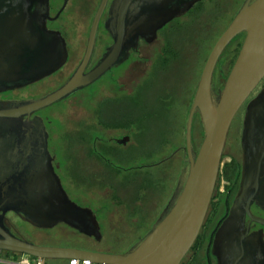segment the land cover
I'll return each instance as SVG.
<instances>
[{"label":"water","instance_id":"obj_1","mask_svg":"<svg viewBox=\"0 0 264 264\" xmlns=\"http://www.w3.org/2000/svg\"><path fill=\"white\" fill-rule=\"evenodd\" d=\"M107 1L99 2L84 56L61 86L37 98L0 103V252L41 261L79 258L94 264H180L206 219L231 123L246 103L240 139L244 151L241 188L215 233L212 252L220 264H264V231H250L252 223L264 228V218L250 212L252 201L264 204V87L250 98L264 78V0H243L214 42L185 119L186 156L176 188L150 228L126 252L37 244L6 226L5 214L12 212L37 227L64 223L101 239L93 210L69 197L54 170L42 118L31 116L98 80L128 58L139 36L151 40L159 28L200 0H112L105 26L113 43L85 71ZM48 18L49 0H0V91L40 80L66 62V41L60 32L47 28ZM241 33L238 54L215 91L217 61ZM195 114L203 132L197 150L192 141Z\"/></svg>","mask_w":264,"mask_h":264},{"label":"rangeland","instance_id":"obj_2","mask_svg":"<svg viewBox=\"0 0 264 264\" xmlns=\"http://www.w3.org/2000/svg\"><path fill=\"white\" fill-rule=\"evenodd\" d=\"M222 1L223 3H220L219 6L204 11V13H207L203 14L204 18H206V15L212 14V19L206 29H199L202 25L200 24L202 23V19L194 20L189 23V27L188 25L186 26L189 30L198 33V36H194L197 37L195 39L197 44L189 43L185 33L187 29H177L175 32H171L168 35L173 44L182 48V57L178 60V65L172 63L169 64L168 67L156 69L154 71L155 76L149 81L145 90L142 91L141 101H143V103L137 107L135 106V109L134 107L129 109L131 111L136 110L137 113L141 114L144 118L141 125L143 126V130L139 132L138 136V140L141 141L142 149L145 146H154L162 136L168 137L171 143L166 144L163 148L162 154L156 158L157 160H154L153 164L149 167L143 168L141 172L148 173L152 180H158L155 189L148 193L149 195L145 197L143 202V208L146 210V213H144L146 218L145 222L140 221L142 217L141 214L137 216L133 214V208L131 206L130 208H127L125 206L111 205L107 213L102 214L100 212L101 214L99 218L102 238L99 245L107 250L116 253L126 252L150 228L163 207L166 205L175 188L182 167V147L185 145V119L196 89L197 81L214 42L232 19V16L235 14L243 0ZM78 4L81 5L80 10L88 13L81 18L82 29L72 28V35L73 37H79L82 42H86V30L89 28L90 21L98 2H93L92 4L90 2V8L88 7L89 3L80 1ZM220 11L221 14L218 19L214 18V14H218ZM190 20L189 17L188 21ZM160 45V40L153 43V45H142L139 56L141 58H150L152 56L150 54H153L155 48H158ZM231 50H233L232 46H230L226 52H228L227 55L232 58L234 54ZM149 58L142 62L130 64L125 69L118 71V75H115V77H118L116 79H109L107 78L108 75H106L91 87L74 94L60 103H54L43 109L41 116L49 121L48 124L51 138L54 139V141L57 140L59 142V140L65 138L69 133L76 132V130L81 127V124L87 125L94 107L102 99L107 97H111V100L109 102H104L102 110L121 113L128 104L119 100L117 95L129 91L136 80H141L146 76L151 63ZM231 65L232 61L223 67L224 78L222 80L216 78L215 82L218 87L222 86L221 83L224 82ZM72 66L73 62L71 61L69 65L67 64L61 74L72 69ZM152 71L153 70H151V72ZM59 76L60 73L57 76L50 77L28 87L14 89L8 93V96H40L46 93L51 86L55 85V79L59 78ZM167 85H169V87L172 85L173 89L177 91V94L174 104L170 107L168 115L164 116V114L160 115L157 113V109L154 108V106L157 105L154 103L153 98L155 96L154 91H156L157 88H162ZM263 87L264 78L251 94L250 98L254 97ZM245 104L238 110L231 123L224 147L220 168L221 173L222 168L226 163H229L231 157H239L240 155L241 150L239 139L241 137ZM112 135L113 132L110 131L106 134V137L109 138ZM202 137V127L199 119L196 117L194 119L193 129V140L196 146L199 147ZM176 148L180 149L176 156L169 158L166 162L160 161L170 155ZM134 159L135 158L131 161ZM124 160L128 165L131 164L129 163V158H125ZM123 168L124 170L121 173L126 174L127 176L134 175L132 174V169L125 171L127 167ZM220 183L222 187L225 182L221 179ZM67 194L73 201H78L83 206L92 205L95 209H98L99 205H102V202L108 200L111 195L106 192L101 193L97 189H89V191L84 193L74 188H67ZM18 223L22 224V221H19ZM74 235L75 233L69 227L63 224H57L47 231L44 230L38 232L35 235V238L39 241H50L52 244H59L71 241ZM55 261L56 260H45L44 264H60Z\"/></svg>","mask_w":264,"mask_h":264},{"label":"flooded vegetation","instance_id":"obj_3","mask_svg":"<svg viewBox=\"0 0 264 264\" xmlns=\"http://www.w3.org/2000/svg\"><path fill=\"white\" fill-rule=\"evenodd\" d=\"M80 1L89 3L88 4L89 8L91 6L90 2H91V4L93 2H95V3L98 2L97 7L95 8L94 13H93V16H94V14L98 8L99 2L101 0H49V18L46 21V25H47L48 29L60 32L62 37L65 39L66 50H67L66 62L60 68H58L53 73L47 75L46 77H44L40 80H37L33 83H30V84H27L24 86H20V87H16L14 89L28 87L30 85H33L35 83H38V82L43 81L45 79H48L50 77L57 76L60 73L59 78L55 79V85L51 86V88L46 93L40 95V96H43V95L51 92L52 90L58 88L59 86H61L71 76V74L76 70V68L78 67L79 63L81 62V60L84 56L86 44H87L88 33H89L91 22L93 19V16H92V19H91L90 24H89V28H88V30H86V33H87L86 42H82L79 37H73V35H72L73 29H80V30L82 29L81 18L84 17V15L86 16V13H88L86 11L80 10L81 5L78 4V2H80ZM201 1H203V0H200L198 2H201ZM218 1L219 0L213 1V4L210 8L212 9L213 7H216V4L218 3ZM111 2H112V0L107 1L106 7L103 10V13L101 15L99 25H98V30H97V37H96L95 46H94L90 61L85 68V71L90 70L104 56L108 47H110L113 43L112 36H111L109 30L105 26L107 19L110 17L109 8L111 5ZM198 2H196L187 12H185L184 14H182L180 16L173 18L167 24H165L164 26L159 28L157 30L156 36L154 38H152L151 40H147V39L139 36L138 41H137V47L135 49L131 48L129 50V55H128V58L126 60H124L119 65L112 67L103 76H101L98 80H96L95 82H93L92 84H90L87 87L94 85L95 83L100 81L106 75H108L107 78H109V79H112V78L116 79L118 77H115V75H118V71L125 69L130 64H133L135 62H142V61L147 60L149 57L148 58H145V57L141 58L139 56L141 46L142 45H145V46L146 45H153V43L160 40L161 45L158 48H155V52L153 54H150V55H152L149 58L151 63L149 65V70L147 71L146 76L144 78H142L141 80H136L128 92L131 94L134 91V89H136V87L143 82L144 79L149 78L152 80L153 76L151 73L153 71L151 72V70H154L156 56L161 52V50L163 49V47L166 44L164 42V37L161 34V31L166 26H168L175 19L184 21V20H188L189 17L191 19L189 21V23H191L194 20L196 21L198 19H202L204 21L208 20L205 23L204 28L206 29L209 26V22L211 20L212 14L206 15L207 18L203 17V14H205L206 12L205 13L201 12V13H199L198 16L193 15V13H192V15H190L191 10L193 9V7ZM200 24H202V23H200ZM102 37H103V39H102ZM225 49L223 50V52L221 53V55L217 61L216 68H215L214 75H213L215 91H217L220 88V86L218 87L216 82H215L216 78H219L220 80H222L224 78L223 67H225L227 64L230 63V57H228L224 53ZM222 55H223V57H222ZM71 61L73 62L72 69L65 71L63 74H61V72L64 70V68L67 66V64L69 65L71 63ZM85 88L86 87L78 90L74 94L82 91ZM14 89L0 91V103L1 104H6L7 102L13 101V100H22V99H30V98L40 97V96H34V97L23 96L22 97L20 95H17V97L8 96V93ZM74 94L70 95L69 97L73 96ZM69 97H67L63 100H60L59 102L64 101V100L68 99ZM59 102H56V103H59ZM42 111H43V109L33 113L31 117L38 115L43 120L46 131L48 133L47 149H48V152L52 158V165L54 167L55 172L60 177L62 185H63L64 189L66 190V192H67V188H76L75 185H76L77 181L74 180V177L79 179V176H77V175L74 176V174L71 176H67V174H66V168L67 167L71 169L74 166H76L77 171L81 172V175H80L81 179L84 175L89 176L90 178H94L100 173L99 170H101L100 169L101 167L99 165L100 159L106 160V161H112L113 160L114 155L104 154L102 152H99L98 148H95L96 153H94V154L88 153L89 148L85 143H83V140H81V142H79V143H74V142H72V140H70V142L66 141L64 144H63V140H59V142L57 140L54 141V139L51 138V134H50V130H49V124H48L49 121L46 118L41 116ZM123 112H124V110H123ZM101 113L103 115V118H110V117L112 118V116L110 114H112V113L114 114L116 112H111V111L108 112V111L102 110ZM119 114L120 113L115 114L117 116L116 119L119 117L118 116ZM126 114L127 115L130 114L129 118L131 120L133 119L131 110L129 113H125V115ZM196 117L199 119L197 114H195L194 119ZM194 119H193V124H192V141L194 144V149L197 150L198 146H196V144L194 143V140H193ZM199 121H200V119H199ZM135 124H136L135 122H130L128 131H126V129H124V130L115 129V128L104 129L103 127H101L100 130L98 131L99 134L97 135V139H99V141H103L105 143H110L113 146H124L125 147V146H127L133 142L131 130L135 129ZM242 126H243V124H242ZM110 131L113 132V135L110 136L109 138H107L106 134H108ZM120 131H122V132H120ZM241 131H242V128H241ZM117 139L121 140L122 142L116 141ZM240 139H241V137H240ZM240 139H239V146H240V150H241L240 155H239V157H234V156L231 157V159L229 161V163H230L231 161H233V159H235V162L233 164H231V166H230V171L232 172L233 167H234V171H236V168H237V172L239 173V176L235 177L237 172H235L234 175L231 172H229L233 176L232 177L230 176V178H226L223 175V172L222 173L220 172L221 174L219 173L217 184H216L211 202L209 204V209H208L206 219L204 222L206 223V220L209 217L211 218V221L208 223V225L206 227L204 226V223H203V226L200 230V233H202V232L204 233V237L202 239V243H201L199 252L192 251V248H191L187 252V254L184 256V258L182 259L180 264H220L217 257L212 252L213 251V239H214V236H215L217 229L219 228L221 223L224 221V219L227 217L228 210L230 209L231 205H233L234 199L238 195L240 188H241L242 176H243V167H244V151L241 147ZM167 140H169V139H167ZM184 142H185V137H184ZM62 150L67 151V153L66 154L62 153L61 152ZM179 150L180 149H178V148L174 149L170 155L161 159L160 161H167L169 158L176 156V154L178 153ZM182 155L183 156H182V165H181L182 167L181 168H183V166H184V163H185L184 159L186 156L184 146L182 147ZM94 163H95V165H94ZM179 173H181V169H180ZM88 174H90V175H88ZM179 176H180V174H179ZM178 179H179V177L177 178V182H178ZM221 179L225 182L222 185V187H221V183H220ZM177 182H176V185H177ZM176 185H175V188H176ZM76 203H78V202L76 201ZM79 205H81V204H79ZM250 205H251L250 206V212L254 216L264 218V209L261 206H258V205H264V204H262V202L259 204L256 201H252V203ZM88 207H90V206H88ZM91 209L93 210L94 213L96 212L93 208H91ZM95 215H96V218H97L99 225H100V228H101L100 219H98L96 213H95ZM19 221H22V224H19L18 223ZM248 221H249V218H246V224ZM5 224L16 236L30 240V241L37 243V244L72 247L75 249H82V250H87V251L112 252V251L107 250L104 247L99 245L101 243L100 242L101 239L96 240L94 237L83 234V233L77 231L76 229L69 227L68 225H66L64 223H59V224H63L65 226L69 227L70 229H72V231L75 233V235L71 241H69L67 243H59V244H52V243H50V241L46 242V241L37 240L35 238V235L38 232L44 231V230L47 231L48 229H51V228L37 227L36 225L32 224L29 221L24 220L23 218L19 217L18 215L14 214L12 212H7L5 214ZM26 226H28V227H26ZM259 229H263V231H264V228L261 225H259V224L254 225L253 223L251 224L250 231H255V230H259ZM4 253H8V252H4ZM55 262H58L60 264H64L66 262V260H56Z\"/></svg>","mask_w":264,"mask_h":264},{"label":"trees","instance_id":"obj_4","mask_svg":"<svg viewBox=\"0 0 264 264\" xmlns=\"http://www.w3.org/2000/svg\"><path fill=\"white\" fill-rule=\"evenodd\" d=\"M213 1L215 0H203L201 2H198L193 9L191 10V14L198 16L199 13L204 12L205 10H210ZM219 4L217 3L216 6H219L220 3H223L222 0L218 1ZM242 3V2H241ZM239 8V7H238ZM222 11V10H221ZM221 11L218 14H214V18H217L220 16ZM207 18V17H206ZM212 19V18H211ZM208 20L204 21L202 20V25L200 26L199 29H205L204 25ZM187 22V23H185ZM230 22V21H229ZM188 25L189 27V21L188 20H178L175 19L173 22H171L168 26H166L162 31L161 34L164 37V42L166 43L161 52L156 56V61H155V66L154 70L151 73L152 76L154 77V71L156 69H162L164 67H168L169 64H175L178 65V60L182 57V48L176 46L175 44L172 43V40L168 37V35L171 32H175L177 29L183 28L187 35V40L189 43L197 44V41L195 40L198 36V33H195L194 31L189 30L186 26ZM244 37V33H241L234 37L231 41V43L226 47L224 53L227 55L228 52L226 50L232 46L233 50V56L232 58L230 57V62L232 61V64L238 54V51L240 49L242 40ZM223 57V55H222ZM232 66V65H231ZM231 68V67H230ZM151 79H144L143 82L134 89V91L130 94L128 91H125L121 94H118L117 97L119 100L122 102L127 103L128 105L123 109L125 113L130 112V108L132 109L135 106L137 107L138 105L142 104L143 101L142 99V91L145 90V87L149 84V81ZM91 87V86H90ZM169 85L165 87H160L157 88L156 91H154V103L157 106H154V108L157 109V113L160 115L164 116L168 115V112L170 110V107L172 104H174V100L176 98V90L173 89L172 85L169 87ZM89 88V87H86ZM85 88V89H86ZM168 89V90H167ZM84 90V89H83ZM111 100V97H107L105 99H102L93 109L91 112V117L89 122L86 124H81V127L76 130V132L69 133L65 138L61 139L63 140V144L67 141L74 143H79L81 140H83V143H85L89 151L88 153L94 154L96 153L95 148H98L99 152H102L104 154H112L114 155L112 161H106L100 159L99 165L100 169L99 174L94 177L90 178L89 176H83L82 179L80 178L81 172H78L76 169V166L73 168H66V174L67 176H71L74 174L79 176V179L75 178L74 180L77 181L74 189L80 191V192H86L89 191V189H97L99 192H106L111 194L110 198L108 200H105L102 202V205H99L98 209H95L92 205H88L91 208H93L96 211L98 219L100 214L102 213H107L108 210L110 209L111 205L115 206H125L129 207L130 206L133 208V214L134 215H139L141 214V220L144 221L146 220L144 213H146L145 208H143V202L145 197H147L150 191H153L156 187V184L158 180H152L148 173H141L143 168L149 167L150 165L153 164L154 160H157L158 156L162 154L163 148L166 146V144H170L171 142L166 136L160 137V139L157 141V143L152 146V147H144L143 149L141 148V141L138 140L139 132L143 130L142 123L144 121V118L141 114L137 113V111H132V120L129 118V115H125L123 110L121 113L118 115L119 117L116 119L117 113H112L110 114L112 118H103V115L101 113L102 111V105L104 102H109ZM60 103V102H59ZM130 122H135V129L131 130L132 132V138L133 142L127 146H113L110 143H105L103 141H99L97 139V135L99 134L98 131L100 130L101 127L104 129L107 128H115V129H121L126 131L129 130V123ZM203 133V132H202ZM151 149V150H150ZM62 153L66 154L67 151L62 150ZM125 158H129L131 163L128 165V163L125 162ZM133 158H135L133 161H131ZM149 162V163H148ZM151 162V163H150ZM166 162V161H165ZM235 162V159L231 161L230 163H226L224 167L222 168L223 175L226 178L232 177L236 171H234V167L232 172L230 171V166ZM66 163V162H65ZM131 166V167H128ZM126 170L132 169V174L133 176H127L126 174L121 173L124 168ZM238 167V166H237ZM231 172V173H229ZM128 173V172H126ZM221 174V173H220ZM90 175V174H88ZM66 176V175H65ZM221 176V175H220ZM239 173H236L235 177H238ZM83 189V190H82ZM78 202V201H77ZM140 202V203H139ZM79 203V202H78ZM104 203V204H103ZM81 204V203H79ZM82 205V204H81ZM83 206V205H82ZM101 212V213H100ZM211 221V218H207L206 223L204 222V226L206 227L208 223ZM204 237V233H200L192 245V251L199 252L202 239ZM4 253V252H3ZM10 256H17L19 255L18 253H4ZM66 264V263H64Z\"/></svg>","mask_w":264,"mask_h":264},{"label":"built area","instance_id":"obj_5","mask_svg":"<svg viewBox=\"0 0 264 264\" xmlns=\"http://www.w3.org/2000/svg\"><path fill=\"white\" fill-rule=\"evenodd\" d=\"M0 264H44L38 258L30 257L26 254L10 256L0 252ZM66 264H94L89 259L71 258L66 260Z\"/></svg>","mask_w":264,"mask_h":264}]
</instances>
